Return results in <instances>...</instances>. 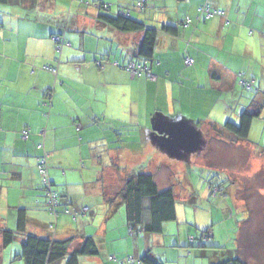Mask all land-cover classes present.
Wrapping results in <instances>:
<instances>
[{
  "label": "crops",
  "instance_id": "crops-1",
  "mask_svg": "<svg viewBox=\"0 0 264 264\" xmlns=\"http://www.w3.org/2000/svg\"><path fill=\"white\" fill-rule=\"evenodd\" d=\"M137 2H0V229L17 232L7 246L0 235V264H25L20 248L27 236L73 239L69 251L92 238L97 255L83 256L79 264L140 261L145 255L163 264L220 263L206 261L208 251L190 259L195 255L187 246L198 236L189 223L197 224L187 216L178 220L176 202V220L160 234H148L131 231L119 194L129 177L145 173L177 201L172 177L182 163L176 160L204 163L214 155L208 144L253 146L231 143L228 134L217 137L214 128L237 124L252 107H261L262 115L264 0H148L141 10ZM205 3L223 17L198 20ZM100 6L156 30L147 62L155 81L124 71L128 62L141 61L136 54L142 33L100 23ZM185 58L193 64L185 66ZM43 153L57 195L56 216L47 209L37 170ZM191 203L196 200L186 205Z\"/></svg>",
  "mask_w": 264,
  "mask_h": 264
},
{
  "label": "rangeland",
  "instance_id": "rangeland-1",
  "mask_svg": "<svg viewBox=\"0 0 264 264\" xmlns=\"http://www.w3.org/2000/svg\"><path fill=\"white\" fill-rule=\"evenodd\" d=\"M263 129L264 109L262 115L253 121L246 140L253 144V148L244 144L233 149L225 146L220 149L205 144L216 156L204 163L195 158L190 162L176 160L177 164L182 163L180 172L172 177L178 196L175 201L178 220L187 216L197 224L189 223L198 236L187 246L191 255H195L190 258L192 261L201 251H208L206 261L216 258L224 262L239 257L244 264H264ZM159 183L160 186L163 184L160 180ZM186 184L191 185L187 191L184 190ZM189 199L196 200L197 205H186ZM189 205L200 208V211L193 212L192 207L190 212ZM202 232H208L209 240ZM200 242L218 247L200 248Z\"/></svg>",
  "mask_w": 264,
  "mask_h": 264
},
{
  "label": "trees",
  "instance_id": "trees-1",
  "mask_svg": "<svg viewBox=\"0 0 264 264\" xmlns=\"http://www.w3.org/2000/svg\"><path fill=\"white\" fill-rule=\"evenodd\" d=\"M0 2H5V0H0ZM100 9L102 11L98 15L100 23L121 33H142L136 58L144 62H150L156 42V30L145 27L142 23L131 19L125 14L110 15L108 9L105 10L102 6H100ZM162 31L173 33L174 29L170 26H163ZM260 109L261 107H252L242 112L239 115L237 124L226 122L223 127L214 128L216 136L220 137L228 134L231 137V143L246 141L253 120L259 117ZM262 150L264 151V145ZM119 197L124 204L126 222L131 231L141 230L148 234H160L165 223L176 220L173 191L171 189L160 191L154 183L153 177L149 174L138 173L129 177ZM23 227L20 215L18 232H22ZM16 233L0 229L2 244L4 246L11 244ZM203 234L209 240L208 232ZM72 242L73 239L55 241L27 236L21 244L20 257L25 264H57L64 259H67L66 264H79L81 257L97 255V248L92 238H84L73 251H69ZM204 243L200 242L198 246L207 248L208 246ZM209 247L211 248V246ZM140 262L142 264H163L152 260L148 255H145ZM218 264L244 263L239 257H236Z\"/></svg>",
  "mask_w": 264,
  "mask_h": 264
},
{
  "label": "built area",
  "instance_id": "built-area-1",
  "mask_svg": "<svg viewBox=\"0 0 264 264\" xmlns=\"http://www.w3.org/2000/svg\"><path fill=\"white\" fill-rule=\"evenodd\" d=\"M146 1H148V0H138L135 7L137 9L141 10ZM102 8L105 10L108 9L107 6H102ZM198 14H199L197 17L198 20H201V19L209 20V19L214 18V17H223V15H224L222 11L211 9L207 3H205L199 7ZM184 23L186 25H188L189 19H186L184 21ZM54 40L59 44H61V42H62V40L59 37L54 38ZM192 64H193L192 59H190V58L184 59V65L185 66H191ZM98 65H100V63H98ZM123 69L135 77H140L141 75H144L146 77V79H148L149 81H155V77L150 72L149 67L147 65V62L130 61L123 67ZM241 84L247 90L253 89L252 83L242 81ZM28 137H29V133L27 130H24L21 132V139L23 141H26L28 139ZM38 148L43 149V146L39 145ZM46 158H47V156L45 153H43V155L40 158H38L37 170H38V173L40 175L41 185H42L43 189L45 190L47 209L53 216H56L58 214V210H57L58 209V200H57V195H56L54 189L52 188L51 182L49 180V176H48V172H47L48 166H47V162H46L47 159ZM85 210L86 209H84V211ZM50 228L53 229V225H51ZM205 237L206 236H204V238ZM118 264H142V263L140 261H137L133 258L128 257V258H125L124 260L120 261Z\"/></svg>",
  "mask_w": 264,
  "mask_h": 264
}]
</instances>
